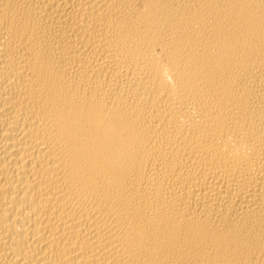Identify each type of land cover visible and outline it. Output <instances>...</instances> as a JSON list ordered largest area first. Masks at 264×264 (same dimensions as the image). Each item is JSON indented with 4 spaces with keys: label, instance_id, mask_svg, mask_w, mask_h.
<instances>
[{
    "label": "bare ground",
    "instance_id": "6f19581e",
    "mask_svg": "<svg viewBox=\"0 0 264 264\" xmlns=\"http://www.w3.org/2000/svg\"><path fill=\"white\" fill-rule=\"evenodd\" d=\"M0 264H264V0H0Z\"/></svg>",
    "mask_w": 264,
    "mask_h": 264
}]
</instances>
